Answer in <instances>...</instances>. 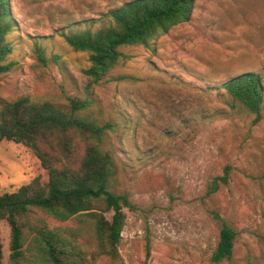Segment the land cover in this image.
I'll use <instances>...</instances> for the list:
<instances>
[{"label":"rangeland","instance_id":"rangeland-1","mask_svg":"<svg viewBox=\"0 0 264 264\" xmlns=\"http://www.w3.org/2000/svg\"><path fill=\"white\" fill-rule=\"evenodd\" d=\"M127 1L10 0L14 66L0 77V106L20 98L56 106L88 98L95 119L116 124L108 139L119 161L116 190L132 208L124 210L117 256H98L93 264H144L146 250L147 264H264V95L254 123L228 106L220 88L249 72L264 86V0H196L189 21L147 48L121 49L130 58L111 75L126 80L92 84L82 74L87 54L74 52L60 30L82 21L96 29ZM226 166L227 184L218 181L212 191ZM34 179L48 183L32 147L0 141V193ZM104 216L110 220L112 212ZM41 219L59 225L39 211L29 221ZM223 224L234 233L233 251L214 263ZM9 235L1 220L0 264L8 261Z\"/></svg>","mask_w":264,"mask_h":264},{"label":"trees","instance_id":"trees-1","mask_svg":"<svg viewBox=\"0 0 264 264\" xmlns=\"http://www.w3.org/2000/svg\"><path fill=\"white\" fill-rule=\"evenodd\" d=\"M195 2L130 0L110 9L96 29L87 21L76 22L59 36L74 52L87 54L90 66L82 74L90 83L121 82L127 77L111 75L130 58L121 49L149 47L172 27L189 21ZM15 25L10 0H0V77L14 66L7 37ZM34 50L38 61L46 64L43 49L36 44ZM51 59L57 62L59 56ZM220 88L231 109L254 116V123L260 121L264 86L259 74L235 76ZM93 104L88 98L68 99L66 106L20 98L0 106V141L30 145L48 178L46 186L34 179L14 193H0V221L10 227L7 264H93L98 256H117L124 210L132 206L128 195L116 190L119 161L108 141L116 124L95 119L89 112ZM229 173L226 166L212 191L218 189V181L227 184ZM36 211L59 225L50 227L42 219L31 223ZM109 212L107 220L104 215ZM233 246L234 233L223 224L211 261L229 259ZM1 249L0 241V260ZM148 256L146 250L144 264Z\"/></svg>","mask_w":264,"mask_h":264}]
</instances>
